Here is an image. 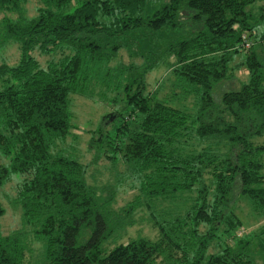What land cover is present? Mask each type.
Returning a JSON list of instances; mask_svg holds the SVG:
<instances>
[{
  "label": "trees",
  "instance_id": "1",
  "mask_svg": "<svg viewBox=\"0 0 264 264\" xmlns=\"http://www.w3.org/2000/svg\"><path fill=\"white\" fill-rule=\"evenodd\" d=\"M257 1L39 0L24 14L27 0H0V11L18 13L0 28L18 49L16 61H0V186L18 172L21 224L34 225L45 264H264V222L241 232L249 222L237 208L244 199L252 216H264ZM122 48L139 60H118ZM34 50L49 57L41 63ZM159 64L167 72L148 87L146 73ZM242 68L238 86L214 98L215 83ZM164 83L168 96H159ZM71 93L111 104L101 118L112 119L100 120L89 145L125 164L137 192L117 217L146 206L154 238L103 248L110 197L100 200L84 164L57 145L71 133ZM187 95L189 106L171 102ZM179 197L182 207L152 209L155 198ZM25 243L22 230L0 229V264H21Z\"/></svg>",
  "mask_w": 264,
  "mask_h": 264
},
{
  "label": "rangeland",
  "instance_id": "2",
  "mask_svg": "<svg viewBox=\"0 0 264 264\" xmlns=\"http://www.w3.org/2000/svg\"><path fill=\"white\" fill-rule=\"evenodd\" d=\"M150 4H156L160 0H148ZM40 4L39 0H27L22 4V12L24 14H33L35 12V6ZM262 6L263 18L256 20L255 28L257 32H264V1L255 2L253 11L255 15L259 12V6ZM21 12V13H22ZM10 16L16 18L18 13L16 11H0V28L3 16ZM35 56L41 63L49 57V55L39 54L36 50L33 51ZM18 56V49L16 43L9 38H6L0 33V61H6L7 63H13ZM54 56H58L55 53ZM241 53L235 54L237 60ZM117 59L123 62H128L131 59L139 60L137 56H131L124 48L119 50ZM167 72L164 64H159L155 68L146 73L145 79L147 80L148 87H154L157 82L163 77V74ZM245 69L235 70L231 77L224 80H220L215 83L212 88V94L214 98H218L219 93L223 89L235 88L238 86L240 80L245 77ZM169 86L167 83L159 89V96H168ZM174 104L189 106L192 102V96L187 95L179 100L171 101ZM68 108L70 111L71 126L69 135L62 142H58L57 145L61 147V150L66 154L76 158L82 162L85 167V178L90 185H93L96 192L99 195L100 200H104L110 197V201L107 202L108 210L106 215L109 219L111 226V234L103 241V248L108 249L117 242L125 241L130 237L136 235H143L150 238H154L157 235V230L152 224V219L149 213V209L140 205L135 207L128 215L120 213V218L117 217L119 208L124 206L130 199L133 198L137 192L132 185L133 180L128 174L125 164L117 156L108 158L105 151L99 149L96 151L94 146L89 145V138L93 133V130L98 128L101 117L106 113L113 112V108L109 102H102L92 100L88 97L80 95L78 93H71L69 97ZM103 116V117H104ZM112 119L108 114L105 119ZM108 125H110L108 123ZM106 125L104 131L110 130L111 127ZM95 135H93L94 137ZM260 140H264L263 137H259ZM111 154L115 152V149H110ZM6 159L0 155V163L5 162ZM18 172H13L10 178L0 186V204L4 207V212L0 216V229L2 233H9L15 230H22L25 240L24 257L21 264H45L44 259V245L42 239L35 236L32 228L34 225H22L21 224V209L15 199L16 183L18 180ZM182 198L179 197L176 200H165L161 198H155L152 200V209L157 215H162L163 211L176 209L182 207ZM237 205L241 210V215L249 222L248 226H243L241 232H246L249 229H257L260 223L264 222L263 217L252 216L253 212L251 207L244 199H238ZM256 218V219H255ZM259 264H262L258 259ZM157 264H164L158 262Z\"/></svg>",
  "mask_w": 264,
  "mask_h": 264
},
{
  "label": "built area",
  "instance_id": "3",
  "mask_svg": "<svg viewBox=\"0 0 264 264\" xmlns=\"http://www.w3.org/2000/svg\"><path fill=\"white\" fill-rule=\"evenodd\" d=\"M243 44H244L245 47L249 46V44H250L249 40L246 37H244V36H243Z\"/></svg>",
  "mask_w": 264,
  "mask_h": 264
}]
</instances>
